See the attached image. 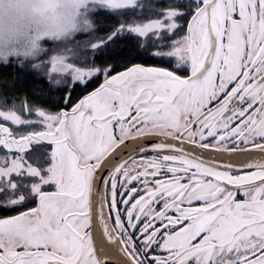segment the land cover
<instances>
[{"label": "snow or ice", "instance_id": "obj_1", "mask_svg": "<svg viewBox=\"0 0 264 264\" xmlns=\"http://www.w3.org/2000/svg\"><path fill=\"white\" fill-rule=\"evenodd\" d=\"M83 14L0 74V264H264V0Z\"/></svg>", "mask_w": 264, "mask_h": 264}, {"label": "clouds", "instance_id": "obj_2", "mask_svg": "<svg viewBox=\"0 0 264 264\" xmlns=\"http://www.w3.org/2000/svg\"><path fill=\"white\" fill-rule=\"evenodd\" d=\"M85 0H0V63L32 68L49 43L76 44L88 30ZM83 34V36H81Z\"/></svg>", "mask_w": 264, "mask_h": 264}, {"label": "trees", "instance_id": "obj_3", "mask_svg": "<svg viewBox=\"0 0 264 264\" xmlns=\"http://www.w3.org/2000/svg\"><path fill=\"white\" fill-rule=\"evenodd\" d=\"M101 14L102 12L97 13V15ZM13 73L15 74L17 86L26 89L29 95H34L48 88L47 79L38 74L36 70L28 67L27 64L24 67H20L18 63H13V61L7 64L0 63V74L12 76ZM6 214L8 213L0 212V215Z\"/></svg>", "mask_w": 264, "mask_h": 264}]
</instances>
